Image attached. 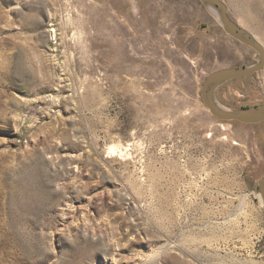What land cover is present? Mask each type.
I'll list each match as a JSON object with an SVG mask.
<instances>
[{
  "label": "rangeland",
  "instance_id": "rangeland-1",
  "mask_svg": "<svg viewBox=\"0 0 264 264\" xmlns=\"http://www.w3.org/2000/svg\"><path fill=\"white\" fill-rule=\"evenodd\" d=\"M223 1L264 46V0ZM215 8L0 0V264H264V121L202 97L260 54ZM215 97L264 104V68Z\"/></svg>",
  "mask_w": 264,
  "mask_h": 264
},
{
  "label": "water",
  "instance_id": "water-1",
  "mask_svg": "<svg viewBox=\"0 0 264 264\" xmlns=\"http://www.w3.org/2000/svg\"><path fill=\"white\" fill-rule=\"evenodd\" d=\"M208 4H212L220 9L222 23L225 30L232 37L244 42L255 48L260 54V60L244 68L238 69H219L211 73L202 90L203 100L210 112L217 118L223 120L239 121L244 123H258L264 121V104L248 107L241 110H229L221 107L215 101V89L221 83L232 78L248 77L264 68V46L258 40L244 34L236 23L232 20L228 13V5L223 0H202ZM243 31V32H242ZM261 199L264 209V181L260 188Z\"/></svg>",
  "mask_w": 264,
  "mask_h": 264
},
{
  "label": "bare ground",
  "instance_id": "bare-ground-1",
  "mask_svg": "<svg viewBox=\"0 0 264 264\" xmlns=\"http://www.w3.org/2000/svg\"><path fill=\"white\" fill-rule=\"evenodd\" d=\"M211 7V6H210ZM213 8V7H212ZM215 13L218 15V17H219V19L221 20V22H222V17H221V13H220V9L217 7V8H215ZM243 32V31H242ZM244 34H246L245 32H243ZM247 35V34H246ZM215 101L221 106V107H223V108H225L224 107V105H222L217 99H216V97H215ZM226 109V108H225ZM111 150L112 151H118L119 150V147L118 146H112L111 147ZM260 197H261V195H260Z\"/></svg>",
  "mask_w": 264,
  "mask_h": 264
},
{
  "label": "trees",
  "instance_id": "trees-1",
  "mask_svg": "<svg viewBox=\"0 0 264 264\" xmlns=\"http://www.w3.org/2000/svg\"><path fill=\"white\" fill-rule=\"evenodd\" d=\"M263 122V121H262Z\"/></svg>",
  "mask_w": 264,
  "mask_h": 264
}]
</instances>
